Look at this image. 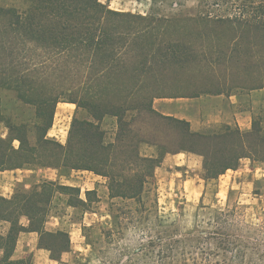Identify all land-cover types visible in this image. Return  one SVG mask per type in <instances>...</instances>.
<instances>
[{
  "label": "trees",
  "instance_id": "16d2710c",
  "mask_svg": "<svg viewBox=\"0 0 264 264\" xmlns=\"http://www.w3.org/2000/svg\"><path fill=\"white\" fill-rule=\"evenodd\" d=\"M116 21L147 23L146 29L164 22L160 17L112 11L99 0H0V29L6 39L34 42L52 56L81 58L88 70L96 71L94 77L87 79L94 95L86 94L71 101L77 105L76 113L82 111L84 115L72 118L65 145L47 136L57 102L47 105L42 100H26L17 93L16 101L34 107L33 116L26 121L19 114L6 113L0 95V123L8 129L6 137L0 135V171L36 166L54 168L61 174L84 170L105 178L110 200L125 201L124 207H115L118 212L114 216L115 225L127 229L145 223L142 244L135 252L139 264H264V230L246 221L237 205L202 215L191 232L179 237L165 228L152 232L153 227H162L158 216L145 222L137 219L143 206L144 187L156 185L155 170L167 154L185 152L202 157L203 180H216L227 170L236 169L242 158L264 162V131L260 122L254 120L246 132L230 126L212 133L194 132L186 120L157 111L153 105L156 95L147 93L152 89L143 86L138 75L130 79L123 76L131 65L126 52L128 37L123 31L127 27L116 25ZM151 36L150 50H159L161 55L154 59L151 53H144L147 46L135 38L139 58L134 65L136 70H151L156 63L160 64L158 67L180 63L183 53L172 52L169 41L159 40L154 33ZM10 42L0 43V55ZM105 82L109 88L119 87L129 94L136 92L137 96L133 99L132 94L126 95L113 102L103 93ZM9 83L19 89L28 84V78L12 63L1 64L0 89ZM106 118L116 123L112 141H107L102 128ZM15 141L17 148L13 145ZM141 145L155 148L156 154L142 155ZM50 186L71 188L42 183L29 191L17 190L9 199L0 196V223L9 224L5 235H0V264H17L12 257L18 237L24 232L38 234V247L47 250L51 260L60 261V256L54 254L57 250L68 252V234L45 229L53 196ZM91 192L95 191L86 192L87 203ZM80 202L87 204L81 199ZM133 203L138 207L131 210ZM22 217L28 220L26 227L20 223Z\"/></svg>",
  "mask_w": 264,
  "mask_h": 264
},
{
  "label": "rangeland",
  "instance_id": "374dc122",
  "mask_svg": "<svg viewBox=\"0 0 264 264\" xmlns=\"http://www.w3.org/2000/svg\"><path fill=\"white\" fill-rule=\"evenodd\" d=\"M99 1L112 11L160 17L164 21L153 29H146L147 23L116 21V25L127 27L123 31L128 37L126 52L131 65L123 76L130 79L138 75L143 86L152 89L147 93L156 95L154 103L157 109L166 112V107H158L160 99L198 97L202 98L200 105H207L200 111L204 133L223 129L225 125L220 120L221 116L236 111L246 112L245 117L251 124L254 120L259 121L264 131V0H252V4L244 0ZM136 33H139L137 37ZM153 33L159 40L169 41L172 52L183 53V56H180V63L160 67L156 63L151 70L138 71L134 67L139 61L135 38L147 46L144 53H151L154 59L161 55L159 50H150ZM8 42L9 46L0 55V66L12 63L28 78V84L17 89L9 83L0 89L6 113L19 114L21 120L26 121L33 116L34 107L16 101L17 93L25 96L26 100H42L47 105L51 101L57 102L53 117L56 128L48 133L52 136L62 134L67 140L74 115L79 118L84 115L82 111L76 113L77 105L71 101L86 94L94 95L87 79L94 77L96 71L88 70L87 64L80 62L81 58L52 56L46 48L34 42L6 39L0 29V43ZM160 48L165 50L164 46ZM102 87L105 97H110L113 102L121 101L126 95L132 94L133 99L137 96L136 92L129 94L119 87L109 88L106 82ZM177 103L179 106L188 104L185 100ZM61 111L66 112L63 117ZM69 111H73L72 116ZM102 128L107 133V141H112L117 130L115 120L106 118ZM7 133L6 126L0 123L1 137H6ZM13 145L18 146V142ZM140 153L148 155L151 150L141 145ZM185 176L188 174L176 172L171 183L162 181L160 185L150 183L144 187L142 208L145 211L139 208L137 219L145 222L158 216L162 227H153L152 232L165 228L179 237L191 232L202 215L208 216L213 210L234 205L240 207L246 221L264 230V182L253 184L250 176H241L239 185H208L202 191L201 188L196 190L195 185H182ZM163 178L165 176L159 180ZM74 186L78 187H49L57 200L54 206L48 207L49 216L45 223L48 229L71 232L69 240L73 246L68 252L57 250L54 253L60 256L59 262L51 260L50 253L44 249L21 256L15 260L17 264H139L135 252L142 244L145 223L127 229L122 225L118 228L114 222V216L118 215L115 207H124L125 201L108 199L107 188L99 187L88 195L90 202L82 205L77 192L79 189ZM70 203L77 207L70 206ZM202 206L211 210H202ZM136 207L138 205L133 203L130 209ZM8 228V223H0V235H5ZM60 242L63 245L65 239H60ZM16 257H19L18 253Z\"/></svg>",
  "mask_w": 264,
  "mask_h": 264
},
{
  "label": "crops",
  "instance_id": "0c3cea01",
  "mask_svg": "<svg viewBox=\"0 0 264 264\" xmlns=\"http://www.w3.org/2000/svg\"><path fill=\"white\" fill-rule=\"evenodd\" d=\"M136 2L138 0H135ZM112 0H109L111 3ZM122 2V1H120ZM119 2V3H120ZM202 98H177V99H160L158 101L159 108H165L166 112H163L164 109L160 110L154 108L164 115H170L178 119H183L189 122L190 128L194 132H203V121L202 116H200V111L203 108H206L207 105L201 104L200 101ZM185 100L188 102L185 106H179L177 102ZM66 114L65 111H61L60 115L63 117ZM229 114V113H228ZM69 115H73V111H69ZM246 112L236 111L234 114L223 115L220 120L222 124L230 127H238L240 131L246 132L250 130L251 122L246 117ZM56 128V123L54 122L52 128L49 131H52ZM55 135V136H54ZM53 136L48 133V137L54 139L60 144L66 143V137L62 134H54ZM4 138V137H3ZM15 146V145H14ZM18 146H15L17 148ZM148 150H151L146 156H153L156 154V150L153 147H148ZM202 157L191 154L180 152L177 154H167L159 167L155 170V179L158 181V185L163 182L168 181L171 183L174 181L173 173H187L188 176H185L182 179V185H195V189L201 188L202 191L208 187V185H239L240 177H251L252 183L264 182V162L251 161L247 158H242L239 160L238 166L234 170H227L223 175H221L216 180L205 181L202 178ZM165 176L162 180H159L160 177ZM42 183H53L54 185L68 186L77 185L79 189V198L87 203L86 192L97 191L99 187L107 188V183L105 178L95 175L92 172L84 170H71L67 174H61L57 169L50 167H26L15 170H5L0 171V196L4 198H11L17 190L23 189L29 191L37 185H42ZM107 198H109V193L107 189ZM57 197L52 196L50 205L54 206L56 203ZM53 204V205H52ZM59 219V217H57ZM20 223L23 226L28 225V220L25 217L20 219ZM47 231H64L68 234L69 239H71V232L62 230V229H48ZM73 246L72 241H70V248ZM44 251L38 247V234L34 232H24L21 233L18 237L16 247L13 253V260H17L21 256L29 253H39ZM19 254V257H16V254Z\"/></svg>",
  "mask_w": 264,
  "mask_h": 264
}]
</instances>
